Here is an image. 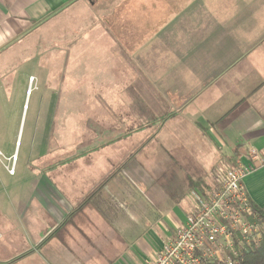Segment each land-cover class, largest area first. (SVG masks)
Segmentation results:
<instances>
[{
	"label": "rangeland",
	"instance_id": "374dc122",
	"mask_svg": "<svg viewBox=\"0 0 264 264\" xmlns=\"http://www.w3.org/2000/svg\"><path fill=\"white\" fill-rule=\"evenodd\" d=\"M183 6L209 7L215 12L207 15L194 9L196 13H191L190 22L185 23L188 24L187 29L191 34L205 24L201 19L203 17L215 16L217 26L224 28L226 20L230 16L234 18L235 15L238 19L239 40L244 41L245 38L253 36L250 39V47L238 46V60L228 67V72L211 82L204 80L201 82L202 78L199 75L203 73L200 66L207 65L216 57L215 46H207L206 55H201L202 51L199 55L197 52L192 55L193 50L204 51L203 45L189 47L190 57L185 55L183 58L185 60L190 58L191 75H194L195 66H198V77H195L198 85L209 86V92L221 89L225 91L218 94L219 98L213 100L214 107L207 105L203 112L205 115H214L220 119L237 103H241L246 94L264 82V75L247 67L248 63L254 64L253 59L264 55V0H84L71 5L45 23L44 28L37 31L38 33L34 34L33 31L30 38L20 45L13 46L9 52L12 54L11 62L5 61L0 64V72L8 75L5 80L9 83H15L16 80L18 82L11 90L12 101H7L6 92L0 91V147L6 155H11L18 139L20 159L15 176L9 175L0 163V188L3 189L5 198L6 195L12 194L15 195L13 198L35 197L38 195L37 186L40 183L46 181L47 184L56 186L55 179L59 184L62 177H66L70 171L79 172L81 181L82 174L85 176L87 151L100 148L107 144L108 139L115 137L126 138L123 147L127 151L125 166L130 167L133 162L129 161H135L136 167L130 170L136 168L137 173L131 175L128 172L123 176L126 189L127 184L131 187L123 201L118 203L111 200L108 207L94 205L98 210L103 208L108 214L106 217L109 218V224L115 218L114 215L124 213L123 215L128 216L141 207L143 213L146 211L154 214L155 209L150 206L155 205L183 219L186 211L182 203L185 191L183 181L188 183L187 179L189 181L201 179L203 186L199 185L200 189H207L209 182L212 185L217 183V178L227 165H232L238 159L230 161L231 159L223 153L214 160L213 157L207 156L208 151L205 149L209 144L200 138L202 135L197 128L200 126L182 120L181 111L176 112V108L169 109L172 100H167L165 93L161 92L163 91L161 83L150 78L152 65L155 68L156 62L158 72L164 71L167 64L170 66L174 63V75L179 73L176 66L182 61L181 45H177V40L174 39V44L168 45V52L165 51V30L161 29H164L170 18L181 17L180 13L173 12L181 11L180 8ZM180 26L182 24L178 22L173 34L177 32L180 34ZM241 52H246L248 56L243 58ZM14 73H18V78ZM29 76H34V80L31 81L33 95L30 102L28 98L23 110L29 78L30 80L32 78ZM134 79L141 82L142 86L141 123L137 120V114L135 121L132 120L136 113L132 109L135 96L132 92L133 86L130 99L123 101L121 107L117 104L118 95L109 98V104L101 98L102 94L103 97L107 96L108 89L112 90L111 87L123 90L128 88ZM193 79L194 77L191 80ZM107 85L109 86L106 87ZM60 90L63 96L61 117L59 116L51 126L47 150L52 152L58 149L62 158L43 162L39 159V146L42 142L38 140H41L44 133L45 121L47 114L49 115L48 105L59 98ZM71 91L77 92V102L75 101L77 108L73 110H70ZM208 93L199 94L189 101L191 111L196 106L199 108L203 105L202 101L209 95ZM251 102L256 103L255 100ZM215 112L220 114L217 115ZM171 113H176L179 117L167 120ZM196 121L202 124L207 122L204 117ZM138 127H144L145 130L141 132V140L134 144L133 136L129 137L131 141L127 140L128 134H133ZM209 127L208 125L206 130ZM49 130L50 126L46 131ZM181 136L180 140L170 139ZM135 150L136 153L139 151L142 153L140 160L138 156L134 158ZM258 151L262 155L261 151ZM76 156L78 161L73 162ZM65 161L72 163L64 166ZM32 165H39L36 166L34 173L31 170ZM15 186L17 190L14 191ZM186 196L192 198L190 193ZM97 197V190L84 195V199L95 200ZM87 202H82L81 207H79L81 203L75 207L73 216L70 217L74 220L72 224H84L80 221L84 219L80 215L85 214ZM139 213L140 210L137 214ZM71 223L65 226H70ZM80 234L88 239V244L81 239L76 245L78 231L69 234L67 231H59V234L47 236L45 241L46 244L55 239L61 242L63 247H57L55 250L58 252L66 250L69 253L66 258L74 259L68 260L66 264L98 263L97 260L101 256L98 240L92 238L93 242L84 231H80ZM117 236L122 235L114 229L105 235L107 243H110L108 249L114 245ZM252 240L258 243L259 237L256 236ZM45 245L39 247L33 242L31 248L13 255L10 252L0 253V264H56L44 258ZM112 254L111 252L110 256ZM85 258H88L87 261L89 259L93 261L85 262Z\"/></svg>",
	"mask_w": 264,
	"mask_h": 264
},
{
	"label": "crops",
	"instance_id": "0c3cea01",
	"mask_svg": "<svg viewBox=\"0 0 264 264\" xmlns=\"http://www.w3.org/2000/svg\"><path fill=\"white\" fill-rule=\"evenodd\" d=\"M83 1L84 0H0V64L5 63V61L11 62L10 56L12 54L9 52L14 48L13 46L20 45L24 40L30 38L33 31L34 34L38 33L37 31L44 28L43 25L49 22L55 15L64 11L71 5ZM180 9L181 11H174L173 13H180L181 17L174 16L172 19L170 18L165 26L166 28L164 27V29H161V31L165 30V51L168 52L169 48L167 46L174 44V39L177 40V45H181L182 61L176 66L179 73L174 75V63L170 66L167 64L164 71L158 72V63L156 62L154 64L156 66L155 68H153L152 65L150 78L151 80L153 79L161 83L163 89L161 92L165 93L167 100H172L173 103H170L169 109L172 108L173 110L176 108V112L181 111L180 118L182 120H186L188 124L200 126V128L197 127L202 135L200 138L209 144L206 145L207 149L205 150L208 151L207 156L213 157V160L215 157H220L223 153L224 156H228L231 159L230 161L234 162L237 159H242L244 164L250 165L252 160L246 155L247 148L253 147L261 151L262 160L255 162L253 171L244 177L243 183L250 194L252 203L264 207V82L250 93L246 94V98L242 99L240 101L241 103H237L224 116L217 119L216 116L205 115L203 112H205L207 105H212V107H214L213 100L219 98V95L225 92L224 89L217 92H214V90L209 92V86L198 85V80H195V77H198V66L194 65L195 72L194 75H191L189 73V68L191 67L190 58L188 60L183 58L185 55L190 57L191 51L189 47L191 45L204 46V51L203 49L193 50L192 55L195 52L199 55L201 51V55H206V47L215 46L214 51L216 57L207 65L200 66L203 73H200L199 77L202 78L201 82L203 80L205 82L216 81L223 73L228 72L229 66L238 60V46L242 48L248 45V47H250V39L253 36L251 35V37L245 38L244 41L239 40L237 33L238 19L235 15L234 18L230 16V18L226 20L224 28H221L220 25L217 26L218 23L215 16L203 17L201 19L205 21V24L201 25V28L197 26L200 29L196 30L194 34H191L187 29L188 24L185 25V23L190 22L191 18L189 15L191 13H196L194 9H196L198 13L203 11L202 13L207 15L215 12L211 11L209 7L205 8L202 6L196 8L183 6ZM178 22L182 24V26H180L181 32L180 34L178 32L173 34L174 29L178 27ZM242 53L243 52L240 54ZM242 55L243 58L248 56L246 52ZM253 61L256 66L252 63H248L247 67H249V69H255L263 76L264 55L256 57V60L253 59ZM182 72L185 74L183 75ZM14 74L15 77L17 75L18 78V73ZM7 77V73L4 74L0 72V91L6 92L7 101H12L13 92L11 90L18 82L16 80L15 83H9L5 80ZM193 77L194 79L191 80ZM30 83L31 80L29 78L23 110L27 105L28 98L30 102L33 95V91L30 93L28 92ZM31 85H33V83ZM108 86L109 85L106 87ZM111 88L112 90L108 89L106 97H103L102 94V101L106 100L109 104L108 99L118 95L116 100L117 104L121 107L124 104L123 101L127 98L130 99L132 89L135 95L132 109L136 111L132 120L135 121L137 114V120L141 123V82L134 79L132 85H129V87L124 90L119 87ZM31 90H33V86ZM225 90H227V88H225ZM203 93L209 94L207 97H204L202 101L203 105L199 108L196 106L191 111L189 101ZM251 100H255L256 103L251 102ZM75 101L77 102V92L71 91L70 110L77 108V103ZM186 101L188 102L186 103ZM62 103L63 96L60 90L59 98L48 105L49 115L47 114L45 121L44 133L42 134L41 140H38V142H42L39 146V159L43 162L48 159L62 158L61 151L58 149H54L52 152L47 150L51 137V126L55 124L54 122L57 121L59 116L61 117ZM50 111L52 112L51 118ZM215 113H217V115L220 114L218 112ZM175 114H169L167 120L179 117L178 114ZM203 117L207 122L203 121L204 123L202 124V122L196 121V119L199 120ZM208 125L210 127L206 130ZM48 126H50L49 132L46 131ZM144 130V127H138L133 134H128L127 140L131 141L129 137L133 136L134 144L138 143V141L141 140V132ZM231 132H234V134H231ZM183 136L185 137L187 135ZM181 138L182 136L176 138L171 137L170 139L180 140ZM125 139L126 138L120 137L111 138L107 140V144H103L100 148L87 151L85 155V176L82 174L81 181H79V172L70 171L67 173L66 177H62L59 184H57V179H55L54 184L56 186H51L47 184L46 181L40 184L37 183V185L39 184L37 186L38 191L36 190L38 195L35 197L17 196L13 198L15 195L12 194L6 195L5 198L2 193L3 189L0 188V253L6 254L10 252L13 255V253H19L31 248L33 242L38 244L39 247H42L46 244L45 238L47 236L59 234V231H67L68 234L69 232L78 231L79 235L76 245L81 242V239L85 240V244H88V239L80 234V231H84L86 235L91 237L90 239L93 242L94 239L92 238L98 240V249L100 248L101 256H99L97 260L98 263L93 264H145L147 260L155 258L164 244L174 236L176 229L186 222L187 214L195 206V192L200 190L198 186H203V182H201V179L195 181H189V179H187L188 183L183 181L185 191L182 195L184 197L182 203L186 210L183 219H179L175 213L159 209V207L155 205V207L150 206V208L153 207L155 209L154 214H150V212L146 213V211L143 213L144 210L141 207L139 209V214H137L139 211L137 210L130 213L128 216L123 215L124 213L114 215L115 218H113L109 224V218L106 217L108 214L104 212L103 208L98 210L94 205H102L103 207L106 205V207H108L111 200L120 203V201L126 198L127 190H131L128 184L126 189V182L123 176L128 172L131 175L137 173L135 171L136 168L130 170L132 167H136L137 163L135 161H129V163L133 162L130 167L125 166L127 152L123 149L126 142ZM18 142L19 140L17 139L14 152L18 150ZM136 156H138L140 160L142 153L139 151L134 158ZM77 158L76 156L72 161L77 162ZM72 161L70 162L72 163ZM65 162L64 166L70 163L67 161ZM36 166L39 165H32L31 170L33 173L35 172ZM15 175H17V172ZM44 178L46 180V177ZM207 179L210 178L207 177ZM207 184V188L212 187L211 182ZM15 190H17L16 186L14 188V191ZM96 190L98 191L97 199H84V195H88ZM187 193L192 195L191 199L187 198ZM61 195H63V197ZM85 201L87 202L85 214L80 215V217L84 218L80 220L84 224H72L71 222L74 220L70 217L73 216L72 213L75 207L80 203L79 207H81L82 202ZM142 213L144 215L143 219ZM68 223H71L70 226H65ZM112 229L122 236H117L114 245L108 249L110 243H107L108 241L105 239V235L110 234ZM112 233L113 236H115V232L113 231ZM55 236L58 237V235ZM57 247H63L59 240L55 239L49 241L43 248L45 254L44 258L48 261H54L56 264H66L65 262L68 260H74L66 258L67 254H69L66 250L60 252L55 250ZM111 252L113 254L110 256ZM103 255H106V257ZM87 259L88 258H85L84 261L86 262ZM110 259L111 261H109ZM91 261L93 260L89 259L87 262Z\"/></svg>",
	"mask_w": 264,
	"mask_h": 264
},
{
	"label": "built area",
	"instance_id": "2783aa9c",
	"mask_svg": "<svg viewBox=\"0 0 264 264\" xmlns=\"http://www.w3.org/2000/svg\"><path fill=\"white\" fill-rule=\"evenodd\" d=\"M31 89L30 84L29 93ZM246 151L252 163L246 165L238 159L227 165L215 185L196 191L195 206L186 222L145 264H240L239 249L257 244L252 240L256 236L260 242L264 220L258 218L243 179L262 155L253 147ZM18 160V150L6 155L0 147V163L10 175L16 174Z\"/></svg>",
	"mask_w": 264,
	"mask_h": 264
},
{
	"label": "trees",
	"instance_id": "16d2710c",
	"mask_svg": "<svg viewBox=\"0 0 264 264\" xmlns=\"http://www.w3.org/2000/svg\"><path fill=\"white\" fill-rule=\"evenodd\" d=\"M253 207L257 214L259 215V219H263L264 217V207H260L258 205H254ZM263 215V217L261 215ZM262 217V218H261ZM264 220V219H263ZM240 264H264V236L256 245H247L241 250L239 249ZM215 264H224V263H215Z\"/></svg>",
	"mask_w": 264,
	"mask_h": 264
}]
</instances>
